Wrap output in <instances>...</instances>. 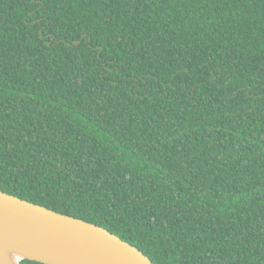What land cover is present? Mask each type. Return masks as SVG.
<instances>
[{
    "label": "trees",
    "instance_id": "1",
    "mask_svg": "<svg viewBox=\"0 0 264 264\" xmlns=\"http://www.w3.org/2000/svg\"><path fill=\"white\" fill-rule=\"evenodd\" d=\"M0 190L264 264V0H0Z\"/></svg>",
    "mask_w": 264,
    "mask_h": 264
},
{
    "label": "water",
    "instance_id": "2",
    "mask_svg": "<svg viewBox=\"0 0 264 264\" xmlns=\"http://www.w3.org/2000/svg\"><path fill=\"white\" fill-rule=\"evenodd\" d=\"M13 255L17 263L11 261ZM23 260L155 264L137 247L101 226L0 190V264H21Z\"/></svg>",
    "mask_w": 264,
    "mask_h": 264
},
{
    "label": "bare ground",
    "instance_id": "3",
    "mask_svg": "<svg viewBox=\"0 0 264 264\" xmlns=\"http://www.w3.org/2000/svg\"><path fill=\"white\" fill-rule=\"evenodd\" d=\"M16 259H17V257L13 255L11 261H12L13 263H15V260H16ZM17 261H18V260H16V263H17Z\"/></svg>",
    "mask_w": 264,
    "mask_h": 264
}]
</instances>
